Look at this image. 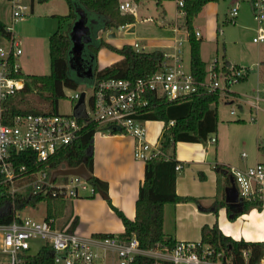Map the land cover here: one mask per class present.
Returning <instances> with one entry per match:
<instances>
[{"label":"trees","instance_id":"16d2710c","mask_svg":"<svg viewBox=\"0 0 264 264\" xmlns=\"http://www.w3.org/2000/svg\"><path fill=\"white\" fill-rule=\"evenodd\" d=\"M39 3L49 0H36ZM68 5V13L64 16H57L58 29L49 36V73L46 75H23L24 84L16 94L8 97L3 102L1 121L11 123L13 116L17 114H57L58 103L62 98H66L64 90L66 88L75 90L79 85V77H73L69 70L72 64L79 69L91 68V81L107 78H126L134 80L145 77L160 68L163 53L160 50L150 52L136 51L131 45L124 44L116 48L106 43L102 38L91 39L86 44L81 58L72 54V43L70 38L71 27L79 13L82 12L84 18L87 14L93 15L91 19L94 23L100 19V27L104 30H111L124 26L135 21L131 12H122L119 9L120 0H64ZM160 4L162 0H155ZM217 0H184L181 11L183 13V26L187 32V42L189 45V68L190 71L202 80L206 74V64L200 57V40L196 38L193 31L192 22L202 7L208 2ZM87 19V18H86ZM69 21V28L62 32V23ZM88 22V20H87ZM0 36L10 38L11 33L7 26L0 21ZM101 47H106L121 56L119 61L102 68L95 65L97 52ZM227 67V63L224 64ZM74 71V70H73ZM75 72V71H74ZM80 72V70H79ZM81 74L83 71L80 72ZM86 78L81 77V82ZM33 95L35 105L28 104L19 106L24 96ZM218 94L216 92L190 94L184 98L167 101L163 99H152L150 109L142 115L145 120H158L164 123L159 144L169 158L157 156L144 162V175L141 182L137 198L135 201V215L132 219L123 214L107 199V202L114 214L121 220L124 230L118 234L105 233L93 234V238L110 239L121 244L128 243L130 238L135 237L142 249H154L157 245L172 248L177 242L171 236L163 232V211L167 203H177L191 200L189 196H181L176 193L175 182L178 172L175 170L176 164H181L175 158L176 143L205 142L210 134L217 130V104ZM27 102V101H26ZM25 102V104H26ZM75 114L79 120L83 119L82 110L77 108ZM169 121H173L168 125ZM99 126L97 123L87 122L77 135V137L66 147L59 150L50 160L37 162L35 155L31 151L13 153L17 166L25 165L29 174L40 169H55L61 164L72 168L81 164L85 158V166L91 173L88 181L94 190L106 192L107 183L92 174L93 147L92 140ZM111 133H119L112 130ZM216 173L223 175V194L214 201L213 212L217 215L218 208L225 207L230 220L238 215L247 212L254 204L252 202L241 201L238 210L229 208L225 201V189L230 186V176L223 166H215ZM31 176L16 180V185H22L30 181ZM9 186L3 181L0 174V226L8 225L12 221H20L16 213L24 210L26 206L35 207L37 203H45L44 220L50 222L51 226L57 218L63 216L66 199L63 194L52 190L45 193L35 194L16 192L13 196L9 193ZM54 193V194H53ZM261 209V207H257ZM75 222L70 225L72 231ZM200 243L206 244L216 251H224L227 255L233 256L236 264H258L264 257V241H245L243 239H233L221 232L217 222L211 226L203 225L201 228ZM247 250L248 256L243 257L242 251ZM25 264H54L53 249L45 242L35 254H24ZM133 264H169L159 262L147 256H136Z\"/></svg>","mask_w":264,"mask_h":264},{"label":"built area","instance_id":"2783aa9c","mask_svg":"<svg viewBox=\"0 0 264 264\" xmlns=\"http://www.w3.org/2000/svg\"><path fill=\"white\" fill-rule=\"evenodd\" d=\"M175 1L182 12L184 0ZM7 2L12 24L28 12L29 7L22 0ZM251 7L253 17L260 21L264 0H251ZM119 9L133 13L129 1L120 2ZM236 14L237 10L233 8L231 15ZM11 26L7 27L11 33L8 45L0 46V174L8 184L11 196L20 192L26 185L31 187V194L52 190L54 193L63 194L65 199L76 198L85 192L95 195L97 191L80 176H57L50 182V173L54 169H40L27 174L25 165L17 166L13 156V153L31 151L37 162H46L69 145L87 122L93 121L99 129L109 133L115 129L131 136L134 140L133 155L138 160L146 161L157 156L168 159L169 155L161 149L159 141L150 143L146 138V120L142 115L150 109L153 98L172 101L204 91L216 92L218 98L223 97L228 104H238V95L229 87L245 76V69L230 65L225 67L224 64L218 67L217 61H214L206 68L204 78L197 79L190 68H185L182 64L181 46L184 39H187L185 30V37L176 39L171 53H163L160 68L152 74L134 80L120 77L93 80L90 93L83 91V101L77 107L82 110L83 119L79 120L74 112L77 108L74 109L73 106L72 113L17 114L13 116L11 123H3V102L22 89L24 84L16 60L21 54V49L13 37ZM175 31L177 32L176 28ZM252 40L264 42V33L257 34ZM132 47L136 51L141 50L138 42H134ZM80 94L81 92L75 91L68 99L76 103ZM254 98L256 102L249 103L258 108L259 96L256 94ZM230 114H235L234 108L230 110ZM172 123L173 121H169L168 125ZM215 140V137H210L211 142ZM242 156H245V153H242ZM181 169L182 164H176L175 170L178 172ZM227 173L233 180L240 203L244 200L252 202V208L264 206V163L255 162L245 167L229 165ZM27 176L32 179L22 185H16V180ZM57 178H60V181L56 182ZM16 217H19L20 221L14 220L8 225L0 226V252L6 256L4 264H25L23 255L30 249L31 240L37 237L44 239L52 247L54 264H95L96 244H100L103 257L106 250L115 252L117 264H133L138 255L169 264H236L231 254L227 255L222 250L216 251L200 241H177L172 248L157 245L154 249L146 250L139 247L135 237L125 244L110 239L82 238L69 231V226L58 229L44 219L36 220L19 213H16ZM242 255L246 258L248 251L243 250ZM258 264H264V257Z\"/></svg>","mask_w":264,"mask_h":264},{"label":"crops","instance_id":"0c3cea01","mask_svg":"<svg viewBox=\"0 0 264 264\" xmlns=\"http://www.w3.org/2000/svg\"><path fill=\"white\" fill-rule=\"evenodd\" d=\"M22 1L29 7L22 19L14 24L11 22V16L10 20L8 18L7 21H0L7 27L12 25V34L19 48L21 42L30 40L31 44L35 46L33 48L31 45L30 50L32 52L29 55L31 56L33 52H38L43 41L48 43L49 36L58 29L57 16L66 15L68 5L64 0H49L42 3L36 0ZM123 1H129L132 4V14L135 21L117 29L119 38H116V33L111 29L103 30L106 32L105 38H103L101 31L95 34L96 39L102 38L106 43L116 48L124 44L132 46L134 42H138L141 46L140 51L149 48L144 52L160 50L162 53H171L176 44V39L185 37L183 13L180 12L175 0H162L160 4H157L155 0H120V2ZM233 8L237 10L235 16L231 15ZM140 24L148 28V31L140 30L138 28ZM192 26L196 38L200 40V57L205 62L206 68L208 67L204 60L205 49H208L207 46L210 44L218 45L219 37H222L224 48L221 57L222 64L244 67L248 74L243 80L249 84L248 88H254V86L255 88H264V42L252 40L259 46L254 47L251 53L245 43L248 35L251 34L252 39L257 34L264 33V7L261 20L257 21L253 17L251 0L208 2L193 19ZM230 27L232 29H229ZM68 28L69 21H64L61 31L66 32ZM99 30L102 28L99 27ZM112 33L114 36H111ZM185 40L187 41L185 38L183 43ZM7 45L8 39L0 36V46L5 47ZM234 47H239L247 55L235 56L231 51V48ZM102 49H105L103 55L110 61L102 67L121 59L120 55L106 47H101L96 57ZM217 52L215 49L211 55L215 56ZM20 55L16 60L21 73L23 75H36L27 74L23 71L22 68L31 67L27 63L19 61ZM187 68H189V63ZM144 126L147 140L150 143H157L164 123L146 120ZM92 147V174L107 183V190L104 192L105 197L99 192L95 195H89L85 192L76 198L66 199L63 216L54 222V227L58 229L65 226L70 228V225L75 222L72 232L82 238L91 239L93 234H118L124 230L121 220L114 214L107 199L128 218L134 217L135 201L139 186L143 181L145 162L134 157V140L131 136L123 133H109L104 129H99L93 136ZM215 149V159L207 161V149L203 148L201 142L179 141L176 143L175 158L181 162L182 169L178 171L175 190L177 194L193 199L164 205L163 232L176 241L197 242L200 240L202 226L205 224L211 226L217 222L221 232L233 239L264 241V206L261 209L251 208L233 220L228 218L225 207L218 208L217 215L214 214V201L223 194L224 180V176L218 175L214 167L221 165L227 171V166H229L223 157L218 156V148ZM261 149L264 150V148ZM241 157L244 159L246 154L245 156L241 155ZM259 157H264V154L257 152L255 162L264 163L259 160ZM245 162L247 161L244 159L242 164H246ZM229 208L234 211L238 210L237 207L229 206ZM94 249L97 252L95 264H117L115 252L106 250L103 257L100 244H96ZM29 250L26 253L30 254Z\"/></svg>","mask_w":264,"mask_h":264},{"label":"rangeland","instance_id":"374dc122","mask_svg":"<svg viewBox=\"0 0 264 264\" xmlns=\"http://www.w3.org/2000/svg\"><path fill=\"white\" fill-rule=\"evenodd\" d=\"M172 4V3H171ZM9 18L10 20V7L7 2V0H0V20L7 21ZM86 25L89 28V37L92 39L94 38L95 34L102 33L103 38H105L106 32L102 30H99L100 27V19H96L97 23L93 22L91 19L93 18V15L87 14L86 15ZM88 20V22H87ZM233 23L232 21H230ZM10 23V21H9ZM138 27L140 30L148 31V28L142 26V24ZM142 26V27H141ZM119 28V27H118ZM118 28H114L113 31L116 33L117 37L119 38V32ZM229 29H232L230 27ZM103 31V32H102ZM228 34H230L228 32ZM96 36V35H95ZM232 38V35H230ZM251 34L246 37V47L252 52L254 47L259 46L257 43H253L251 39ZM119 40V39H115ZM222 37H219V43L218 45L210 44L207 46L208 49H205L204 54V60L207 63V67L214 63V61H217L218 67L222 66V54L224 53V48L222 46ZM31 42L30 40H25L21 42L20 48L23 52L20 57L19 61L21 63H27L30 65L31 68H22L23 71L27 74H36V75H46L49 73V51H48V43L43 41L41 43V46L39 47L38 52L32 53L31 56L30 53L32 52L31 49ZM182 46L184 47L182 49L183 54V66L185 68L188 67L189 63V53H188V42L185 40L184 43H182ZM33 48H35L34 45H32ZM149 48L143 49L144 51H147ZM217 49V54L211 55L212 52ZM231 51L235 56H244L247 55L245 52L239 49V47L231 48ZM248 51V52H249ZM105 52V49H102L99 53V55L96 57L95 65L99 68L102 67L108 63H110L109 60L103 55ZM184 52V53H183ZM23 67V66H22ZM28 67V66H27ZM244 69V67H242ZM75 72H74V71ZM83 71L82 69H79L75 67V65L70 66V74L73 77H79V85L75 90L66 88L64 90L66 98H62L59 100L58 103V112L59 113H72L73 106L75 102H70L68 99V96L70 94H73L75 91L83 92L86 91L87 94L90 93L91 90V75H86V69L84 73L81 74L80 72ZM247 71L245 69V76L237 82H234L230 85L229 89L233 91L236 95L239 97L238 104L232 105L225 102V99L223 97H219L216 107H217V130L216 132L209 135L207 140L205 142H201L203 148L205 147L207 149L206 153V160L207 161H213L216 157V147L218 148V156L223 157L226 164H229L230 166H242V165H252L255 162V156L256 153L259 152L260 154H264V150L261 148H264V88H248V83L244 82V78L247 75ZM86 78L84 81L81 82V77ZM252 78V77H251ZM259 96V100L257 101L258 108H255L252 106L249 102H256L255 95ZM27 101V102H26ZM26 102V104H25ZM35 105V97L33 95H27L24 96L21 99V102L19 103V106H26L28 104ZM234 108L235 114H230V110ZM158 121V120H156ZM210 137H215L214 142L210 141ZM260 147V149H259ZM176 150V149H175ZM242 153L246 154V157L244 158L246 164H242L244 162V159L241 157ZM260 161L264 162V157H259ZM60 181V178H57L56 182ZM31 187L29 185H26L20 189V192L22 193H30ZM45 213V203L39 202L36 204L35 207L26 206L23 211L19 212L21 216L30 217L36 220H40ZM59 224V222H58ZM45 243V240L37 237L31 240L30 244V254H35L39 248ZM4 261H6L5 254L0 252V264H4Z\"/></svg>","mask_w":264,"mask_h":264},{"label":"water","instance_id":"95a60500","mask_svg":"<svg viewBox=\"0 0 264 264\" xmlns=\"http://www.w3.org/2000/svg\"><path fill=\"white\" fill-rule=\"evenodd\" d=\"M89 28L86 25V18H84V15L82 12L79 13L78 19H76L71 27L70 31V38L72 43V54L74 57L80 58L82 51L86 44L90 43L91 38L89 37ZM111 36H114V33L111 34ZM84 73H86L87 76L91 75V68L88 67L86 72L83 70ZM84 93L81 92L80 97L78 101L74 105V109H76L81 102L83 101ZM64 175H77L82 177L83 179L89 181L91 178V173L88 171V169L85 166V158L81 164H79L76 167H66L64 164H61L58 168L52 170L50 173V182H53L57 176H64ZM101 195L104 196V192L99 191ZM105 197V196H104ZM225 201L227 202L228 206L234 208H239L240 206V198L237 195L236 188L233 184V180L230 177V186H228L225 189Z\"/></svg>","mask_w":264,"mask_h":264}]
</instances>
